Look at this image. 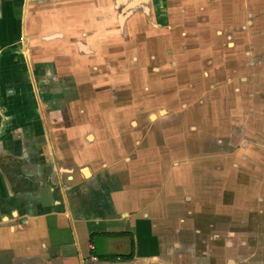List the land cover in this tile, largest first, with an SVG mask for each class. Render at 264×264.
<instances>
[{"label":"crops","instance_id":"obj_1","mask_svg":"<svg viewBox=\"0 0 264 264\" xmlns=\"http://www.w3.org/2000/svg\"><path fill=\"white\" fill-rule=\"evenodd\" d=\"M116 5L149 6V13L159 7L162 24L170 21L161 15L167 5L173 22L187 19L177 12L182 7L190 18L199 9L216 18L215 5L214 11H231L227 19L223 13V25L240 23L238 12L264 13V0H0V264H264L257 235L264 238V208L248 201L242 211L237 203L231 228L205 230L193 219L191 196L182 198L183 187L207 189L199 178L207 158L219 154L200 150L193 163L175 154L167 161L143 151L144 142L151 148L162 135L137 133L134 121L130 147L127 130L111 140L87 119L98 123L109 110L99 82L108 68L104 38L114 42L107 16ZM24 26L38 37L31 38L29 61L13 47ZM160 34L170 31L161 26ZM120 39L119 47H130L129 37ZM136 58L141 62L132 68L146 69L147 59ZM84 108L86 118L77 112ZM10 154L16 166L8 172L3 156ZM243 221L261 222L255 225L261 229Z\"/></svg>","mask_w":264,"mask_h":264},{"label":"flooded vegetation","instance_id":"obj_2","mask_svg":"<svg viewBox=\"0 0 264 264\" xmlns=\"http://www.w3.org/2000/svg\"><path fill=\"white\" fill-rule=\"evenodd\" d=\"M168 6L170 7L167 5L161 14L162 17L170 20L168 24L160 23L159 7L154 5L152 13H149V6H141L138 10H124L122 6L116 5V8H113L114 12L111 10L112 12L107 16L110 25L106 32L111 33L114 42L108 44V37L104 38L106 39L105 47H108L106 48L109 58L107 60L108 68L103 75L105 76L104 82L99 83L105 86L106 96L111 102L107 103L109 110L107 109L106 118H99L98 123L96 118L87 119L96 122L102 130L101 135L106 134L111 140L118 139V136L127 130L128 137L131 139L130 147L133 144L134 130L131 126L134 121L137 133L143 129L151 130L152 135L157 137L162 135L165 139L178 120L181 119L184 122L185 119H188L191 104L193 105L196 101L199 104L203 103L204 100L198 99L199 95L197 94L207 93L210 88L214 87L205 85L206 78L211 76L226 78V81L223 82L225 84H220L217 87L218 90H215L216 93L222 92V89L229 92L227 91L229 87H231V92H237L240 87L235 84L246 82L245 77L240 76V69L249 68L252 65L248 61L249 56H252V60L255 61L254 45H251L252 50L248 45L247 49L240 52L242 36L239 35L241 27L239 21L225 23V25L219 22L224 16L223 13L225 14L224 19L232 16L233 14H229L232 13L231 11L222 13L214 11L213 9L219 8L215 5L212 7V13L216 18H205L206 14L203 13L205 9L197 10L196 12L200 13L196 14L194 18H190V10L182 7L177 12L180 16L185 14L187 19L184 20V16H182L181 21L173 22L171 21L172 11L168 9ZM237 15L238 20L241 16L243 22L245 21L243 29L252 24V20H249L254 17L252 14H239L238 12ZM161 26L169 29L170 34L167 38L166 34L164 36L160 34ZM30 33L29 27L25 28L24 26L18 39L13 43L19 57L28 61L31 38H38L35 33ZM125 37H129L131 40L129 48H123V42L122 47H119L120 43L116 44L120 38H123L124 41ZM252 40L250 39V41ZM96 56H99L98 53ZM137 56L147 59L146 69L144 67L142 69L132 68L141 62L135 63ZM240 57L243 58V65ZM159 105L161 106L159 107ZM152 110L155 113H152ZM77 112L79 116L86 118V108L77 110ZM122 125L130 128H122ZM200 137L196 136V139H203L202 136ZM170 141L164 142L158 138L151 148L147 142H144L143 151L151 152L152 150L158 155L157 157L169 161L167 157L176 154L174 149L176 143ZM102 143L106 145L104 148L107 151L114 152L115 148L111 144L105 141ZM12 156L11 154L3 156L5 160L7 159L3 168L8 172L16 166ZM0 159L2 158L0 157ZM188 167L189 165L186 166V168ZM159 168L161 170L164 167ZM172 171H174V167H171ZM145 175L147 179L153 178L152 174ZM163 178L165 179V177ZM170 178L173 182H182L186 176H177L176 179L171 176ZM155 179L160 180L157 177Z\"/></svg>","mask_w":264,"mask_h":264},{"label":"rangeland","instance_id":"obj_3","mask_svg":"<svg viewBox=\"0 0 264 264\" xmlns=\"http://www.w3.org/2000/svg\"><path fill=\"white\" fill-rule=\"evenodd\" d=\"M253 16L249 19L252 24L244 29L242 26L245 21L241 19L239 29V35L242 36L240 52L247 49L248 45L252 50L251 45H254L253 52L256 56L255 61L252 56L248 57L252 64L249 68L240 69V76L245 77L246 82L235 84L240 87L237 92H231L229 87V92L222 89V92L216 93L215 90H218L220 84H225L223 82L226 78H206L205 85H213L214 89L197 94L198 99L204 100L203 103L196 101L191 104L188 119L184 122L178 120L169 136L164 139V142L171 140L170 142L176 143V160L190 159L193 163L192 159H196L195 155L200 154V150L204 155L219 154L207 158L210 164L206 165L203 170L205 173L199 178L205 180V191L188 187L181 190L183 199L185 195L191 196L193 219L205 230L212 225L214 229L220 226L224 230L227 226L231 228V221L235 222L237 210L234 209L237 203L242 211L247 210L244 205L248 201L250 205L255 203L260 209L264 208L263 203H258L261 198L264 199V13ZM242 59L240 57L243 65ZM151 112L155 113L154 110ZM196 136H202L203 139L198 140ZM237 186L240 188L237 189ZM257 211L263 213L262 210ZM240 223L252 230L256 229L257 233L261 229L255 226L260 225L261 222L258 221L255 224L253 221ZM223 229L220 227V230ZM257 235L260 237L259 245L264 242V238L261 239L260 233ZM205 237L200 236L197 239L201 238L200 242L206 244ZM220 237L223 241L226 238L221 235ZM231 239L230 237L225 241H232Z\"/></svg>","mask_w":264,"mask_h":264},{"label":"trees","instance_id":"obj_4","mask_svg":"<svg viewBox=\"0 0 264 264\" xmlns=\"http://www.w3.org/2000/svg\"><path fill=\"white\" fill-rule=\"evenodd\" d=\"M115 234H120V233H115ZM132 256V252H129L128 254L122 255V258L127 259L130 258Z\"/></svg>","mask_w":264,"mask_h":264}]
</instances>
